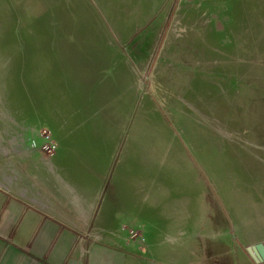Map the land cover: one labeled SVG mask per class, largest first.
Wrapping results in <instances>:
<instances>
[{
    "label": "rangeland",
    "instance_id": "374dc122",
    "mask_svg": "<svg viewBox=\"0 0 264 264\" xmlns=\"http://www.w3.org/2000/svg\"><path fill=\"white\" fill-rule=\"evenodd\" d=\"M45 129L56 154L26 151ZM15 184L59 200L85 246L112 244L91 235L107 204L134 256L257 264L264 0H0V186ZM125 211L180 241L146 244Z\"/></svg>",
    "mask_w": 264,
    "mask_h": 264
},
{
    "label": "crops",
    "instance_id": "0c3cea01",
    "mask_svg": "<svg viewBox=\"0 0 264 264\" xmlns=\"http://www.w3.org/2000/svg\"><path fill=\"white\" fill-rule=\"evenodd\" d=\"M26 185L29 184L26 182ZM72 185L82 195V186L76 182L72 183ZM100 185H95L93 190ZM18 186L15 184L6 189L0 186V264L156 263L155 259L149 256H134L130 253L129 247H126V249L114 247L136 245L137 241L131 239V235L128 237L125 235L127 237L126 241L121 237L120 242L122 243H119L116 238L118 226L114 221L117 216L113 214L115 211L111 210V205L108 206L106 204L105 210H108V220H113L114 223L111 221V224L108 223V227L97 224L98 226L93 228L91 235L96 236L102 229L108 228L110 236L114 233L115 238H112V240L110 238L112 244L104 246L97 243L96 245L85 246L78 241L82 236V232L79 231V226L75 224L76 218L72 217L67 210L62 208L59 200L54 201L51 206L43 198H37L34 201L32 194L35 188L27 186L23 190ZM93 194H96V191ZM90 197H92L91 192ZM68 198L71 199L70 205H83V201L88 200L89 197L83 196L85 200L80 204L75 203L73 198ZM38 202L41 203V206L36 205ZM54 205L55 208L52 210ZM184 213L188 212L185 211ZM138 217L139 215L133 213V211H125V214L119 215L118 218H125L126 222L131 224L129 226L131 227L129 230L130 234L131 230H135L136 232L141 231V234L146 238V244L180 241L173 236H170L167 241L164 238L165 233L162 234L158 230L157 223L153 230V227H151L154 225L153 223H142V219L139 220ZM190 219L191 221L195 220L194 213Z\"/></svg>",
    "mask_w": 264,
    "mask_h": 264
},
{
    "label": "built area",
    "instance_id": "2783aa9c",
    "mask_svg": "<svg viewBox=\"0 0 264 264\" xmlns=\"http://www.w3.org/2000/svg\"><path fill=\"white\" fill-rule=\"evenodd\" d=\"M23 141L24 149L26 151L38 150L47 156H53L56 154L57 143L52 138L51 132L47 129L41 130L38 134H34L33 136H25ZM131 232L134 233L135 230H131Z\"/></svg>",
    "mask_w": 264,
    "mask_h": 264
},
{
    "label": "bare ground",
    "instance_id": "6f19581e",
    "mask_svg": "<svg viewBox=\"0 0 264 264\" xmlns=\"http://www.w3.org/2000/svg\"><path fill=\"white\" fill-rule=\"evenodd\" d=\"M254 252L257 256V258L264 260V245L263 244H259V245H252Z\"/></svg>",
    "mask_w": 264,
    "mask_h": 264
},
{
    "label": "water",
    "instance_id": "95a60500",
    "mask_svg": "<svg viewBox=\"0 0 264 264\" xmlns=\"http://www.w3.org/2000/svg\"><path fill=\"white\" fill-rule=\"evenodd\" d=\"M262 244H263V243H262ZM258 245H259V244H258ZM247 250L249 251L251 257L254 259V261H255L257 264H259V262H263L262 264H264V260H261L260 258H259V259L257 258L256 254H255V252H254V249H253V247H252V245H251V246H248V247H247Z\"/></svg>",
    "mask_w": 264,
    "mask_h": 264
}]
</instances>
